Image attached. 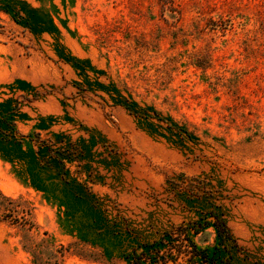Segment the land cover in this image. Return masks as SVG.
<instances>
[{"label":"rangeland","instance_id":"rangeland-1","mask_svg":"<svg viewBox=\"0 0 264 264\" xmlns=\"http://www.w3.org/2000/svg\"><path fill=\"white\" fill-rule=\"evenodd\" d=\"M211 211L213 264H264V0H0V264H135Z\"/></svg>","mask_w":264,"mask_h":264},{"label":"trees","instance_id":"trees-1","mask_svg":"<svg viewBox=\"0 0 264 264\" xmlns=\"http://www.w3.org/2000/svg\"><path fill=\"white\" fill-rule=\"evenodd\" d=\"M209 216L212 218L209 221H193L185 226L178 225L166 231L160 239L134 247L132 253L124 255V258H131L130 262L135 264H155L158 261L173 258L174 247H178L177 251L180 252L182 246L184 251L190 253V261L193 264H213L216 258L223 257L222 252L231 254V248L234 245L231 241L234 238L219 213L211 211ZM208 225L213 226L217 237V246L211 254L207 248L198 247L193 240V235ZM194 257H198L199 260H193Z\"/></svg>","mask_w":264,"mask_h":264}]
</instances>
